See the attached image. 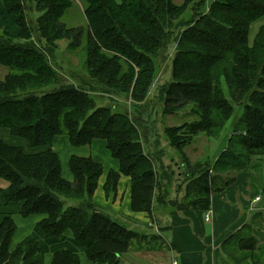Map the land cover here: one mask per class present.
Returning a JSON list of instances; mask_svg holds the SVG:
<instances>
[{
	"label": "trees",
	"instance_id": "obj_1",
	"mask_svg": "<svg viewBox=\"0 0 264 264\" xmlns=\"http://www.w3.org/2000/svg\"><path fill=\"white\" fill-rule=\"evenodd\" d=\"M29 1L38 13L33 29L43 45L32 36ZM81 1L86 35L80 52L87 80L52 87L58 80L49 62L55 42L66 39L74 49L84 32L59 20L73 0H0V65L7 68L0 78V128L38 149L28 153L0 139V197L5 204H19L22 217L42 215L13 248L16 224L10 213L2 217L0 264H43L45 254L52 256L51 264H81L80 253L92 263L119 264L131 239L152 238L94 205L102 165L91 156L71 155L72 178L62 176L59 155L51 147L61 134L72 146L104 139L119 163L118 171L107 173L105 195L116 192L120 174L128 176L131 210L150 218L154 205H161L193 210L203 222L211 194L230 186L244 169L250 172V197L258 194L261 180L255 172L262 176L264 156V24L251 42L248 34L264 16V0ZM170 44V76L157 88V99L163 115L182 112L189 118L163 128L175 156L159 151L169 160L179 158V172L142 148L137 126L149 125V111L146 118L131 120L97 105L91 94H127L133 105H142L157 75L156 57L164 56ZM198 135L225 137L213 160H189L184 148ZM263 212L264 207L256 210L251 221L220 243L230 264H264V233L258 228Z\"/></svg>",
	"mask_w": 264,
	"mask_h": 264
},
{
	"label": "crops",
	"instance_id": "obj_2",
	"mask_svg": "<svg viewBox=\"0 0 264 264\" xmlns=\"http://www.w3.org/2000/svg\"><path fill=\"white\" fill-rule=\"evenodd\" d=\"M6 133L9 134L6 129L0 128V139L9 145L21 146L28 153L38 151V149L31 148L24 138L17 136H14L15 138L12 139L6 138ZM58 136L52 141L51 147L59 155L55 144L62 137ZM222 136L220 137L221 139ZM68 146L70 150H74L77 147L86 148L88 151L86 152L87 154L79 156H87L89 154L88 156H91L93 160L102 165V173L98 178L97 187L93 194L94 205L114 218L120 219V222H127L128 228L144 234L147 237L152 236L151 239L130 240L128 264L130 261L135 260L139 264H163L164 258L168 255L170 257L177 255L181 264H230L220 250V243L228 234L247 222L252 212L263 208L258 205L259 203L254 204V207L250 205V200L253 199L250 197V172L244 169L236 174V179L230 186L221 192L211 194L210 209L204 213V216L207 214L210 218L208 221L203 220V222L210 224L208 234H206V230L203 227L204 223L198 220L193 210L175 211L166 206L154 205L153 215L150 218L145 212H134L131 210L130 178L128 176L120 174L116 192L110 193L107 196L105 195L103 184L107 173L110 170L118 171L119 163L117 159L111 156L110 151L106 148L104 139L94 138L89 144L82 146H72L68 141ZM95 149L98 150L99 155L94 153ZM216 154L217 152L212 159H214ZM71 155L73 154H68L65 157V164L67 165L70 177L62 174L68 180L72 178L68 169V159ZM102 160L108 164V167H104ZM177 163L178 161L175 160L174 164ZM176 193L175 189L174 191L172 190L170 197H175ZM166 208L169 210H166ZM19 211V204H5L0 197V221L5 214L10 213L11 216L14 214L19 215L21 217L20 223H22V229L20 230L24 234V238L30 233L33 225L42 218V215L31 214L27 217H22ZM157 213H165L164 217L159 215L163 226L159 225ZM12 218L16 224V230L11 237L10 248H13L23 239L22 237L15 238V234L20 227L17 226L18 222L15 221V216H12ZM163 228L167 229V232L164 233L162 231ZM84 257L88 262H91L85 255ZM51 258L52 256L50 254H45L44 264H51ZM79 259L81 264H88L87 261L84 262L82 260L81 254H79Z\"/></svg>",
	"mask_w": 264,
	"mask_h": 264
},
{
	"label": "rangeland",
	"instance_id": "obj_3",
	"mask_svg": "<svg viewBox=\"0 0 264 264\" xmlns=\"http://www.w3.org/2000/svg\"><path fill=\"white\" fill-rule=\"evenodd\" d=\"M182 0H175L177 3H181ZM210 0H207V3ZM27 17L29 19L30 27L33 29L35 26V18L37 17L38 13L34 10V4L32 1H29L27 3ZM62 21L66 26L68 27H82L84 29L83 35L81 36V41L80 45L77 46L74 49H71L68 47L69 41L66 39H61L55 42V48L51 52V56L49 58V62L51 65L54 67L56 70V74L58 77L57 84L53 85L52 87H58L59 85H64V84H76L80 85L82 82H85L87 80V75L84 70L83 66V57L80 52L81 47H83L84 42H85V17L83 15V3L81 0H73L72 6L65 11V13L60 17L59 19ZM264 24V16L261 18L257 19L254 21L249 30L248 34V40L251 42L253 39L254 34L256 33L257 29ZM33 39L38 42L40 45L44 44V41H39L38 34L36 31L33 29ZM173 48L174 45L170 44L168 46V51H165V55L162 56L161 54L156 57V64H157V75L156 78L153 82V85L151 86V89L148 94V99L145 100V103L142 105L138 106L133 105V101L129 98L127 94H116L110 96L108 93H103L100 91H95L91 92L93 95V98L96 102L97 105H105L109 106L112 108L113 111H121L123 113H126L131 120H133L135 117H147L148 111V118L149 125L145 126V123H140L138 124V132H139V138L142 144V148L145 153H151L153 155V159H157L158 157H161L164 161L165 164L171 163V167L174 171H179L180 170V160L179 158L175 157L174 160H169L170 158L161 155L159 148H162L166 151H169L171 155L174 154L175 156V151H171L170 147L168 146V143L166 141V138L163 134V128L164 127H169L173 125H177L181 123L182 121L188 119L189 117L187 116L188 114L185 113H176V114H169V115H163L161 113V107H162V102L157 99V88L159 87L160 84L166 82L169 79L170 76V69L169 65L171 64V59L173 56ZM7 72V68L5 66L0 65V78L3 77V75ZM50 88V87H47ZM223 90L224 93L226 94V86L223 83ZM231 124H229V127L231 128V125L233 123V119H231ZM230 128L226 129V131L230 132ZM150 131V136H149V144L147 143V131ZM228 133V132H227ZM7 136L6 138H15L14 136H11L9 134H5ZM58 137L59 138L58 142L55 144L56 149L59 152L60 155V160H61V166H62V174L64 176L70 177V174L67 170V165L65 164V157L68 154H76V155H85L87 154L86 152L87 149L84 147H77L74 148V150H70L68 146V141L66 138L65 134H61ZM7 140V139H6ZM8 144V143H7ZM225 144V137L222 139L220 138H207L203 135H198L195 137V139L192 141L191 144L187 145L184 150L185 153L188 155L189 160L192 163L195 162H202V160H207L209 161L213 160L212 157L217 150L220 149L221 145ZM94 153L96 155H99L98 150L95 149ZM159 153V154H158ZM89 155V154H88ZM87 155V156H88ZM178 161L177 164H174V161ZM261 166H262V176H260V173L255 172L257 178L261 180V183L258 182L259 187H257L258 194L256 196H259V200L255 201L254 198L250 200V205L254 207V204L259 203V206L264 207V156H260ZM104 167H108V164L102 160ZM0 184H4V181L0 179ZM255 196V197H256ZM93 200V198H92ZM263 210V208H261ZM166 210H169L166 208ZM159 213V212H158ZM158 222L160 226H163L159 215L162 217L165 216V213H160L158 214ZM255 213L252 212L250 214V218L253 216ZM264 213V212H263ZM248 215V212H247ZM15 216V221L18 222L17 226L20 227L17 233L15 234V238L18 239L20 237L23 238L24 234L21 233L22 229V223H20L21 217L19 215H12ZM262 219L264 220V214L261 216ZM120 220V219H118ZM248 220V221H249ZM251 221V220H250ZM123 224H125L128 227V223L122 221ZM203 227L206 230V234L209 233V228L210 224L203 222ZM260 230L262 233H264V224L260 227ZM32 230V229H31ZM162 231L165 233L167 232V229L163 228ZM31 232V231H30ZM14 238V239H15ZM259 238V236H258ZM159 241V240H158ZM82 260L85 262L87 261L83 255V253H80ZM173 261H175L176 264H181L179 261V258L177 255H168L166 258L163 260V264H173ZM88 264H97V263H92L88 262ZM44 264V262H43ZM119 264H128V252L122 257L120 260ZM129 264H139L136 260L135 261H130Z\"/></svg>",
	"mask_w": 264,
	"mask_h": 264
},
{
	"label": "built area",
	"instance_id": "obj_4",
	"mask_svg": "<svg viewBox=\"0 0 264 264\" xmlns=\"http://www.w3.org/2000/svg\"><path fill=\"white\" fill-rule=\"evenodd\" d=\"M254 200H255V201L259 200V196L254 197ZM209 218H210V217H209L207 214L204 216V220H206V221H208ZM173 264H176L175 261H173Z\"/></svg>",
	"mask_w": 264,
	"mask_h": 264
}]
</instances>
